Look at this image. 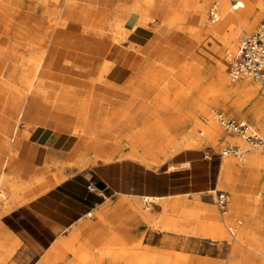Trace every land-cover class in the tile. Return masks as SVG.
<instances>
[{
  "label": "rangeland",
  "instance_id": "rangeland-1",
  "mask_svg": "<svg viewBox=\"0 0 264 264\" xmlns=\"http://www.w3.org/2000/svg\"><path fill=\"white\" fill-rule=\"evenodd\" d=\"M151 1L153 8L156 7L158 9V12L154 15L156 21L148 20L146 22V27L150 29L148 44L151 43L153 45V51L150 56L144 54V63L137 73L125 82L123 97L118 101H110L107 105V110L110 111L106 116L107 124H110L109 121L113 122L114 118H127L121 120L123 124L120 126L117 124L112 125V134L114 136L120 135L124 139L129 131H139L141 127H148L155 122L158 125L167 123L174 118L182 116L185 112L194 113L195 117L188 119L186 124L193 126L195 133L198 134L202 124L199 118L200 112L214 110L215 116L221 113L227 117L246 120L258 135L263 136L264 123H261L260 116L241 117L231 115L229 109L217 107L212 101L215 95L221 92L219 84L214 79L213 72L218 68L217 63L222 62L224 66H222L223 74H225L227 80L232 85L246 83L257 87L260 99L257 101L256 110L264 117V91L260 82L244 76L236 77L233 81L229 73L230 65L238 54L242 40L253 33L264 19V0H245V6L238 9H232V4L236 0H227L231 12H236L238 16L248 20L247 25L243 29L239 24L232 25L230 29L223 27L224 19L222 16L218 17L219 0H207L204 9L200 8L203 13L202 21H205L207 25L213 24L214 26H219V32L212 31L206 36L203 34V37L201 36L203 39L199 41L202 43L200 50L198 49V41L195 39L193 31L196 26L198 27L197 21H195L198 18V7L206 0ZM64 6L67 8L96 10L86 5L71 4L69 0L64 3ZM213 6L217 13L215 20H212L209 16V10ZM36 7L37 13H34V16H31L32 18L29 21L31 26L38 31L42 26L38 25L34 17L41 10L39 6L36 5ZM114 12L120 13V11ZM166 22L172 23L168 25ZM158 23L160 24L158 25ZM232 35H235L234 41L231 39ZM103 36L104 34L102 33L101 37ZM33 40H35V43H39V45L43 44L36 35ZM86 41L92 42L93 40L87 39ZM123 41L122 39L118 44L110 41V44L103 51L109 52L114 45L121 46ZM80 44L81 46L77 45V43L70 44L67 41V37L62 35L46 48L52 46L54 50L61 54L74 53L78 56L82 55L81 51L86 54L88 49L82 46L85 42H80ZM40 50L39 48L35 51ZM147 60L154 63L146 62ZM93 63L94 61L89 60L86 64L90 66ZM49 67L54 73L57 71V67ZM87 74L88 71H82L79 75L73 77V81L81 80ZM167 82L169 89L163 90V86H166ZM160 91H167L168 93L160 95ZM80 95L81 93H79L78 98H80ZM244 95L247 94L245 93ZM235 97L238 98L239 96L237 97L236 95ZM26 99L28 100V97ZM251 99L254 100V97H251ZM46 116L47 111L42 110L39 111L37 118L44 120ZM7 120V118L0 115V128H2ZM22 130L21 127L18 129V133H21L22 136L15 137L8 155L1 150L7 144V140L3 141L0 138L1 174L6 173L5 170L15 157L19 143L27 135L28 130L24 133L21 132ZM224 133L223 131L222 138L217 143L206 142L200 148V150H203L210 156V160L205 161V184L192 188L194 190H206L205 192L190 193L150 203L139 198L141 209L149 216L146 218L133 216L131 213L123 210L122 219L110 222V228L101 224L96 213L98 209L80 222V224L86 225L85 229H82L83 235L80 230L81 228H72L67 232L65 237H61L65 240L72 239L74 246L72 248H65L58 244L46 264L77 263L78 255L81 251H97L99 249H118L125 252L128 255V261H125L123 264H138L136 256L139 258L144 253L159 257L164 256L163 258L167 257L165 258L167 259L165 264H208L207 262L210 264H230L229 256L232 251V244L234 242L242 245L245 244L239 240L240 235H237L236 231H238V234L245 232L254 233L255 236L261 237L264 243V228L262 232L257 231V228L264 224V196L260 195L261 188H259V197L257 198L262 199V205L253 201L257 190L254 177L258 170L257 167L243 162V158L253 147L236 135H230L232 138H226L225 134L227 133ZM203 136H205V133ZM125 140H127V137L123 140L120 151L127 152L132 148V145ZM157 144L160 145L162 142L158 141ZM229 145L235 146L239 150V154L222 156L221 152ZM96 152L100 153V151ZM173 154L175 153L167 156L159 165L169 160ZM99 157L97 158L99 159ZM97 158L96 161L98 160ZM223 162L237 167H245L247 171L229 175L224 188L217 189L214 193H207L209 190L216 189ZM158 166L149 168H156ZM76 171L79 170L71 165L64 169L66 176ZM262 172L261 187L264 181V171ZM181 181L185 182L188 179L182 178L176 182ZM158 187H164V183H158ZM218 193H225L229 197L224 211L219 210L217 207L216 196ZM118 199L133 201L137 198L120 196ZM177 200L185 201L189 205L175 207L174 210L168 212L161 206L163 203ZM107 203L111 204V201ZM1 211L0 203V213ZM207 224L211 225L216 231H223L229 234V238H221L222 242H210L206 239L192 237L200 227ZM185 227L186 229L183 230ZM87 235L103 236L91 240L89 243L88 239H85ZM230 241L233 243H230ZM249 251L254 256L251 253L241 251L237 255L238 257H236L237 264H253V259L255 264H264V248L262 254L253 251L250 247Z\"/></svg>",
  "mask_w": 264,
  "mask_h": 264
},
{
  "label": "bare ground",
  "instance_id": "bare-ground-1",
  "mask_svg": "<svg viewBox=\"0 0 264 264\" xmlns=\"http://www.w3.org/2000/svg\"><path fill=\"white\" fill-rule=\"evenodd\" d=\"M66 1L36 0V5L41 10L34 17L38 25L42 26L38 31L31 26L29 21L34 15L31 18H27L9 11L0 4V30L5 33L13 31L25 37L28 41V46L26 45L27 48L20 61L17 83L14 85L7 84L4 81V76H0L1 83L28 97V104L21 115H19V119L11 123L9 121L12 120L8 119L0 128V138L3 141L7 140V144L1 150L7 155L9 154L15 137L22 136L21 133H18L20 127L23 129L21 132L24 133L37 126H48L62 133L70 134L77 139L64 160L47 158L41 167L32 171L31 176L27 180L11 178L7 173H0V203L3 211H8L12 207L23 203L25 199L22 198V194L26 192H29L30 196L33 197L61 183L67 177L64 173L66 167L71 165L81 170L95 163L96 158L100 155L96 151L101 152L106 145V141L100 139L97 134L102 129H109L111 125L106 122L105 116H107V112L104 114L105 122L92 120L89 116L90 104L94 97H98L97 93L99 90L102 91L98 98L103 101H107L114 92L125 93L123 90L125 83L116 85L105 79L112 63L105 60L108 52L103 51V49L110 44V41L118 44L122 39L126 40L129 32L139 27H146L148 20L156 21L147 17V10L151 0H135L129 12H109L110 18L108 22L106 21L107 23L105 22L104 26L101 24L98 28L96 27L97 29L90 30L78 26L75 22L63 17L61 12ZM244 1L236 0V9L243 8L245 6ZM206 2L207 0L203 4L201 3L198 9H204ZM219 16L223 17V27L227 29L236 24H239L243 29L248 23L247 19L241 18L236 12H231L227 0H219ZM127 24H130L129 28H126ZM218 29L219 26L207 25L201 18L198 27L196 26L193 31V35L199 42L203 39V34L206 36L212 31L219 32ZM102 33L104 34L103 37H101ZM35 35L40 38L43 44L35 43V40H33ZM62 35L67 37V41L70 44L77 43V45L81 46L80 42H85L82 46L89 49H87L88 55L87 52L84 54L82 51L80 52L82 55L78 56L74 53L61 54L54 50L52 46L46 48ZM233 38H235V35H232L231 39L233 40ZM87 39H92L93 41H86ZM234 47L236 48V46ZM39 48L41 49L40 51H35ZM89 60L94 61L90 66L86 64ZM8 65L9 67L11 66L10 64ZM49 66L57 67V71L54 73ZM217 66L218 68L213 73L221 92L215 95L212 101L213 104L222 109H229L231 115L241 117L260 116L261 123H264V117L256 110L257 101L260 99L257 87L246 83L232 85L225 74H223L222 68L224 66L222 62H218ZM82 71H88L86 77L73 81V77L79 75ZM234 79L232 78L233 81ZM260 85L264 91V85L261 83ZM167 89H169L168 82L166 86H163V90ZM79 93L82 95H80V98H78ZM164 93L168 92L160 91V95ZM245 93L250 96L244 95ZM236 95L239 97L236 98ZM251 97H254V100ZM42 110L47 111V116L44 120H39L37 116L39 111ZM93 112V115L97 114L95 111ZM194 117V113L185 112L182 116L174 118L167 123L158 125L155 122L148 127H141L139 131H133L125 140L132 145V148L119 157L137 161L141 165H145V167L158 166L160 162L172 153L185 149H200L206 142L217 143L222 138L223 131L227 133H224L226 138H232L230 135L233 134H229L218 125L214 110L200 112L199 118L202 124L198 134L195 133L193 126L186 124L188 119ZM156 125L157 127L155 128ZM204 133L205 136H203ZM158 141H161L162 144L158 145ZM252 147L253 149L243 158V162L264 171V152L259 146ZM260 195L264 196V181ZM142 200L150 203L160 199L144 196ZM180 201H174V204ZM167 205L163 203L165 209ZM123 210L128 211L133 216H141L142 218L149 216L141 209V203L136 199L133 201L123 200L115 204H104L96 213L101 224L110 228V222L122 219ZM236 233L240 235L239 240L242 243H245L253 251L262 254L264 243L261 237L247 232L238 234V231H236ZM196 234L194 236L207 238L210 241H217L225 237L229 238V234L223 231H216L208 224L200 227ZM101 236L87 235L86 238L90 243L91 240ZM60 243L65 248L74 246L72 239H64ZM52 252H54L53 249L46 253L39 264H46L52 256ZM163 257L144 253L139 258L136 256V260L138 264H165L167 262L165 258L167 257ZM127 258L128 255L118 249L83 250L78 255L77 263L72 264H123L128 261ZM207 263L210 264L209 262Z\"/></svg>",
  "mask_w": 264,
  "mask_h": 264
},
{
  "label": "crops",
  "instance_id": "crops-1",
  "mask_svg": "<svg viewBox=\"0 0 264 264\" xmlns=\"http://www.w3.org/2000/svg\"><path fill=\"white\" fill-rule=\"evenodd\" d=\"M134 2L135 0H69L71 4L86 5L96 10L64 6L61 13L63 17L77 25L97 29L101 24L104 26L105 22H108L109 12L125 11L127 13ZM0 4L9 11L27 18H31L34 13H37L36 0H0ZM157 10L156 7L153 8L151 1L147 10V17L155 19L154 15L158 12ZM197 16L195 21L198 25L203 16L200 9H198ZM129 27L130 24H127L126 28ZM149 33L148 27H139L127 34L126 40L121 46L114 45L107 53L105 60L112 63L105 76L108 82L122 85L137 73L145 61V55L150 56L153 51V45L148 44ZM27 43L25 37L13 31L5 33L0 30V76H4L5 83L11 85L17 83L19 65L28 46ZM197 46L200 50L202 43L197 42ZM8 64L11 66L9 67ZM101 91H98L97 96L100 95ZM123 94L114 92L107 101L99 99V96L94 97L89 109L90 118L98 122H105L106 116L104 117V114L109 111L107 110L108 103L118 101L123 97ZM26 103L27 99L22 93H18L12 87L0 82V115L16 121L24 111ZM93 111L97 114L93 115ZM125 119L127 118H114L113 122L109 121V125H111L109 129H102L98 132V137L105 140L106 145L100 152V157L95 164L72 173L61 183L36 196L31 197L29 192L22 194V198L25 199L23 203L8 211H1L0 264H39L46 253L52 249L55 250L58 244L61 245L60 241L64 240L61 237H65L68 231L72 228H81L83 235L82 229L86 225L80 224V222L108 201H111V204L123 201L118 199L120 196L135 197L136 200L148 196L163 200L206 191L192 188L205 184V161L210 160V156L203 150L186 149L179 151L156 168L145 167L137 161L120 158L119 156L125 152L120 151L123 140L133 131H129L123 139L120 135L114 136L112 134V125L120 126L123 124L121 120ZM75 143L76 138L70 134L62 133L48 126H37L28 130L26 137L21 140L17 147L15 157L5 171L15 179L27 180L32 171L41 167L47 158L64 160ZM257 170L258 172L254 177L257 190L253 201L262 205V199L257 197H259L258 191L261 188L263 170L258 168ZM244 171H247V168L223 162L216 189L209 190L207 193H214L217 189L224 188L229 175ZM182 178H186L188 181L176 182ZM98 181L103 184L102 189L88 190V184L92 183L95 186ZM158 183H164V187H158ZM166 205L165 210L168 212L174 210L175 207L189 205V203L181 200L177 204H174L173 201L166 203ZM161 206L163 207V205ZM258 228L257 231L262 232L264 224ZM192 237L210 241L207 238ZM225 238L228 239V237ZM231 248L230 264H237L236 257L241 251L251 253L246 244L234 242ZM252 262L255 264L254 259Z\"/></svg>",
  "mask_w": 264,
  "mask_h": 264
},
{
  "label": "built area",
  "instance_id": "built-area-1",
  "mask_svg": "<svg viewBox=\"0 0 264 264\" xmlns=\"http://www.w3.org/2000/svg\"><path fill=\"white\" fill-rule=\"evenodd\" d=\"M232 7L236 9L237 2ZM209 16L212 20L217 18L214 6L209 10ZM229 73L232 78L244 76L264 85V19L252 34L242 40L238 54L230 65ZM216 118L218 125L226 132L237 135L250 146L261 147L264 152V135H258L246 120L227 117L221 113L217 114ZM230 154L238 155L239 150L235 146H227L221 152L222 156ZM87 188L90 191L96 190L92 183L88 184ZM228 201L229 197L225 193L217 194L216 204L219 210L224 211Z\"/></svg>",
  "mask_w": 264,
  "mask_h": 264
},
{
  "label": "water",
  "instance_id": "water-1",
  "mask_svg": "<svg viewBox=\"0 0 264 264\" xmlns=\"http://www.w3.org/2000/svg\"><path fill=\"white\" fill-rule=\"evenodd\" d=\"M95 186L98 189H102L103 188V184L100 181L96 182Z\"/></svg>",
  "mask_w": 264,
  "mask_h": 264
}]
</instances>
